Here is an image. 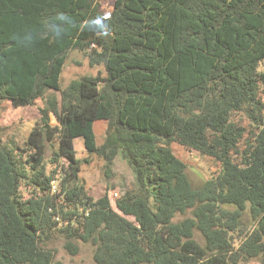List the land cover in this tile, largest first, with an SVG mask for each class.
Segmentation results:
<instances>
[{"label": "trees", "instance_id": "16d2710c", "mask_svg": "<svg viewBox=\"0 0 264 264\" xmlns=\"http://www.w3.org/2000/svg\"><path fill=\"white\" fill-rule=\"evenodd\" d=\"M70 51L106 77L61 89ZM263 61L264 0H114L108 14L97 0H0V105L60 94L39 110L25 160L0 146V264H63L41 246L55 229L73 255L74 242L90 244L95 264H264ZM236 114L254 129L241 153ZM78 137L107 169L120 155L132 171L135 191L114 201L117 212L107 192L94 200L79 184ZM173 143L213 158L221 173L193 189ZM46 145L68 166L60 180L45 171ZM23 185L35 192L24 198ZM247 208L255 226L238 232Z\"/></svg>", "mask_w": 264, "mask_h": 264}, {"label": "rangeland", "instance_id": "374dc122", "mask_svg": "<svg viewBox=\"0 0 264 264\" xmlns=\"http://www.w3.org/2000/svg\"><path fill=\"white\" fill-rule=\"evenodd\" d=\"M97 2L105 14H108L112 10L114 4V0H97ZM258 71H264V61L259 64ZM96 76L100 78L106 77L102 66L90 67L84 53L70 51L66 56L61 73L60 88L63 89L72 81L79 80L82 77ZM51 96L54 97L57 103L60 102L59 92L49 91L43 99L36 101L30 107L13 109L6 102L0 105V146L11 149L19 160L26 159L27 153L23 154L22 152V149L25 151L24 143L33 127L40 123L39 110L45 107V101L50 100ZM261 96L264 102V94ZM233 119L244 129V136L239 145V152L241 153L248 143H250L254 129L242 114L234 115ZM48 121L50 126H59L56 117L52 113L49 114ZM105 129L106 123L103 121L94 124L96 146H100L103 143ZM170 148L173 154L185 164V174L193 189H200L206 181L215 178L221 173V164L213 158L203 156L196 151L175 143L171 144ZM54 150L55 145H46L43 166L47 174H51L54 179L60 180L63 174L68 171V166L63 160H58L57 163L52 161ZM74 150L76 158L80 162L78 172L79 184L84 187L88 196L94 200L101 198L107 192L111 206L117 212L114 207V201L120 199L126 192L132 193L135 191L134 176L126 162L118 155L109 169H107L102 157L89 154L85 150L82 138L80 137L74 139ZM57 184V181H53L50 184L49 196L52 198L58 194ZM33 192L35 190L32 187L23 185L21 188L24 198L29 197ZM114 194H117V197H114ZM222 208L230 212L235 210L232 207ZM186 218H192L191 211L186 212L184 215H177L176 222ZM126 219L133 222L131 217H126ZM254 226L255 222L247 208L240 213L236 231L251 233ZM194 238L200 245H203L202 237L197 231H194ZM65 242L66 239L58 232V229H55L48 234L47 239L41 243V246L51 251L53 261L55 262L63 264H95L93 261V247L90 244L74 242V245L78 248V252L73 255L64 248ZM239 244L240 239L234 235L233 246L237 248ZM241 264H261V262L256 258Z\"/></svg>", "mask_w": 264, "mask_h": 264}, {"label": "water", "instance_id": "95a60500", "mask_svg": "<svg viewBox=\"0 0 264 264\" xmlns=\"http://www.w3.org/2000/svg\"><path fill=\"white\" fill-rule=\"evenodd\" d=\"M9 262H10L9 258H6V259H5V263L7 264V263H9Z\"/></svg>", "mask_w": 264, "mask_h": 264}, {"label": "built area", "instance_id": "2783aa9c", "mask_svg": "<svg viewBox=\"0 0 264 264\" xmlns=\"http://www.w3.org/2000/svg\"><path fill=\"white\" fill-rule=\"evenodd\" d=\"M113 196H114V197H117V194H114Z\"/></svg>", "mask_w": 264, "mask_h": 264}]
</instances>
